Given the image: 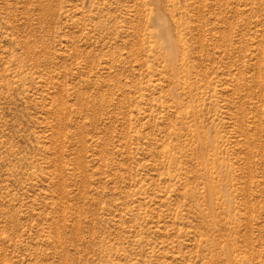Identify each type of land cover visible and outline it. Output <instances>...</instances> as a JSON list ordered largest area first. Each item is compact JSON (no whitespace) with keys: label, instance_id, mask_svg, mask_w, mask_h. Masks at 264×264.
<instances>
[{"label":"rangeland","instance_id":"1","mask_svg":"<svg viewBox=\"0 0 264 264\" xmlns=\"http://www.w3.org/2000/svg\"><path fill=\"white\" fill-rule=\"evenodd\" d=\"M0 264H264V0H0Z\"/></svg>","mask_w":264,"mask_h":264}]
</instances>
